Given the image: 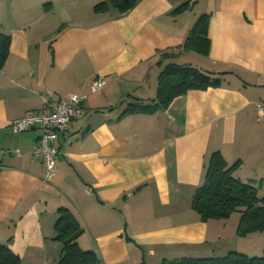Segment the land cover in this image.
I'll list each match as a JSON object with an SVG mask.
<instances>
[{
	"label": "crops",
	"instance_id": "obj_1",
	"mask_svg": "<svg viewBox=\"0 0 264 264\" xmlns=\"http://www.w3.org/2000/svg\"><path fill=\"white\" fill-rule=\"evenodd\" d=\"M204 13L206 55L182 47ZM0 34L9 37L0 64V243L22 264H57L59 208L74 214L80 246L103 264L264 252V231L237 234L239 214L204 220L192 208L213 152L264 191V0H138L125 12L109 0H0ZM169 62L221 83L124 113L158 103ZM97 77L106 84L92 91ZM73 93L85 95L83 113L55 141L45 181L33 153L41 128L15 132L11 122Z\"/></svg>",
	"mask_w": 264,
	"mask_h": 264
},
{
	"label": "trees",
	"instance_id": "obj_2",
	"mask_svg": "<svg viewBox=\"0 0 264 264\" xmlns=\"http://www.w3.org/2000/svg\"><path fill=\"white\" fill-rule=\"evenodd\" d=\"M138 0H109V3L120 12H125L135 6ZM187 2L176 9L186 6ZM209 14H201L194 22L182 47L202 55L209 52L208 37ZM9 47V37L0 34V64L4 61ZM160 84L155 105L129 104L125 110H152L159 105L165 108L172 98L188 90L205 89L218 86L221 77L202 70L191 64L169 62L159 74ZM237 163L228 164L219 152L210 156L205 171L203 183L197 188L192 208L201 218L226 219L233 213L240 215L237 234L245 235L253 231H264V191L258 185L245 182L234 176ZM56 237L62 242V251L57 264H103L100 256L93 249H84L79 244L82 228L67 208L58 209L55 222ZM0 264H22L6 244L0 243ZM161 264H264V252L260 255H248L240 251H229L223 256L184 257L174 261H164Z\"/></svg>",
	"mask_w": 264,
	"mask_h": 264
},
{
	"label": "built area",
	"instance_id": "obj_3",
	"mask_svg": "<svg viewBox=\"0 0 264 264\" xmlns=\"http://www.w3.org/2000/svg\"><path fill=\"white\" fill-rule=\"evenodd\" d=\"M106 84L103 77L94 78L90 82L92 91L102 89ZM85 98L83 94H69L63 98L50 101L46 107L41 110L28 112L26 115L11 122L12 129L15 132L39 126L41 134L38 137L37 144L33 149L34 154L41 155L46 172L44 180L48 181L53 176L56 169V160L59 155V149L55 141L59 135H68L69 125L72 119L80 117L83 113L82 102ZM261 112L264 106H258ZM69 141V138H67ZM17 155L21 153L20 149L9 150ZM87 192L91 190L86 188Z\"/></svg>",
	"mask_w": 264,
	"mask_h": 264
}]
</instances>
